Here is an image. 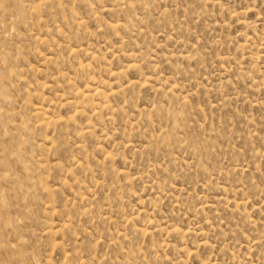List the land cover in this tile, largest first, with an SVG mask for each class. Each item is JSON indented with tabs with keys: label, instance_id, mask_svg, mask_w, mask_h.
Masks as SVG:
<instances>
[{
	"label": "rangeland",
	"instance_id": "374dc122",
	"mask_svg": "<svg viewBox=\"0 0 264 264\" xmlns=\"http://www.w3.org/2000/svg\"><path fill=\"white\" fill-rule=\"evenodd\" d=\"M0 264H264V0H0Z\"/></svg>",
	"mask_w": 264,
	"mask_h": 264
},
{
	"label": "bare ground",
	"instance_id": "6f19581e",
	"mask_svg": "<svg viewBox=\"0 0 264 264\" xmlns=\"http://www.w3.org/2000/svg\"><path fill=\"white\" fill-rule=\"evenodd\" d=\"M95 94H96V92H95Z\"/></svg>",
	"mask_w": 264,
	"mask_h": 264
}]
</instances>
